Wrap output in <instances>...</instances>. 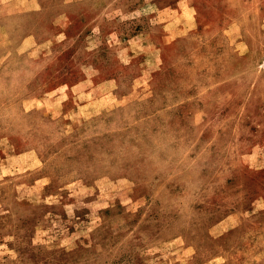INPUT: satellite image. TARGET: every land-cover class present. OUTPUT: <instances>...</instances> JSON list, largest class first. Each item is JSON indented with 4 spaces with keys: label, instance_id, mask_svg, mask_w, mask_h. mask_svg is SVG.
Segmentation results:
<instances>
[{
    "label": "rangeland",
    "instance_id": "374dc122",
    "mask_svg": "<svg viewBox=\"0 0 264 264\" xmlns=\"http://www.w3.org/2000/svg\"><path fill=\"white\" fill-rule=\"evenodd\" d=\"M179 1L0 0V264H264V0Z\"/></svg>",
    "mask_w": 264,
    "mask_h": 264
},
{
    "label": "crops",
    "instance_id": "0c3cea01",
    "mask_svg": "<svg viewBox=\"0 0 264 264\" xmlns=\"http://www.w3.org/2000/svg\"><path fill=\"white\" fill-rule=\"evenodd\" d=\"M183 1H186V0H180L179 2H183ZM154 4H155V1H153L152 3H146L145 4V6H143L142 7V9H149L150 7H152V6H154ZM155 6H156V10H151V12H149V13H154V11H156L157 12V15H155V19L156 18H160L161 16H162V12H163V10H161V8L159 7V6H157L156 4H155ZM148 11H150V10H148ZM181 13H180V15L181 14H183V13H185V11H180ZM162 21H164L165 22V24H163L164 25V27H166L167 28V25L168 24H166L167 22H169V24L171 23L170 22V20L169 21H166V20H162Z\"/></svg>",
    "mask_w": 264,
    "mask_h": 264
}]
</instances>
